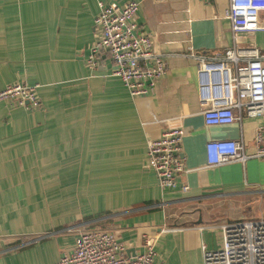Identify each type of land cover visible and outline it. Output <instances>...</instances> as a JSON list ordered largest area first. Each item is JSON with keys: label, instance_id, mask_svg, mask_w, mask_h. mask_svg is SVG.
I'll list each match as a JSON object with an SVG mask.
<instances>
[{"label": "crops", "instance_id": "crops-1", "mask_svg": "<svg viewBox=\"0 0 264 264\" xmlns=\"http://www.w3.org/2000/svg\"><path fill=\"white\" fill-rule=\"evenodd\" d=\"M113 1L128 0H0V90L36 86L40 100L0 102V264H52L83 229L112 232L129 256L152 238V264H204L220 224L264 218V160L207 164L210 140L236 139L252 152L263 121L203 120L194 56L233 45L229 0H135L137 28L166 68L142 96L111 73L107 52L93 69L86 62L98 3ZM255 42L264 49L263 31ZM178 118L188 171L167 189L147 168L146 146L163 120Z\"/></svg>", "mask_w": 264, "mask_h": 264}, {"label": "built area", "instance_id": "built-area-1", "mask_svg": "<svg viewBox=\"0 0 264 264\" xmlns=\"http://www.w3.org/2000/svg\"><path fill=\"white\" fill-rule=\"evenodd\" d=\"M139 3L128 0L98 3L93 24L96 39L86 55L92 69L98 55L105 51L113 66L112 74L119 77L131 96L147 95L165 72L162 55L153 51L148 34L137 28L135 17ZM264 0H229L227 18L230 21L233 45L220 55L197 54L198 101L204 123L229 125L241 123L243 116L261 117L253 139L252 152L236 139H217L206 143L207 164L211 166L244 161L264 160V49L255 42L258 32H264L259 20ZM243 39H248L244 41ZM37 108L40 100L36 86L8 84L0 90V102ZM161 135L147 141V168L160 187H178L180 177L188 171L182 155L184 128L181 120H163ZM183 190L188 187L180 183ZM219 248L203 251L204 264H264V218H241L219 225ZM145 250L132 256L110 231L80 230L73 249L52 264H152L154 240H145Z\"/></svg>", "mask_w": 264, "mask_h": 264}, {"label": "rangeland", "instance_id": "rangeland-1", "mask_svg": "<svg viewBox=\"0 0 264 264\" xmlns=\"http://www.w3.org/2000/svg\"><path fill=\"white\" fill-rule=\"evenodd\" d=\"M249 217V216H248Z\"/></svg>", "mask_w": 264, "mask_h": 264}]
</instances>
